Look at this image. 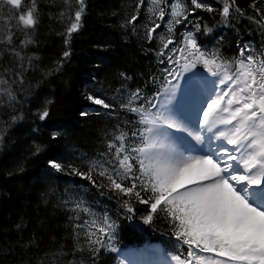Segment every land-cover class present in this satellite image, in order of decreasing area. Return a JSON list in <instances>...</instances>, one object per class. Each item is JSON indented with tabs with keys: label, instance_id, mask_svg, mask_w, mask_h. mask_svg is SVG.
I'll use <instances>...</instances> for the list:
<instances>
[{
	"label": "trees",
	"instance_id": "obj_1",
	"mask_svg": "<svg viewBox=\"0 0 264 264\" xmlns=\"http://www.w3.org/2000/svg\"><path fill=\"white\" fill-rule=\"evenodd\" d=\"M200 2L215 11L192 10L191 0H85L82 26L66 45L60 38L75 22L79 0H35L37 24L29 28L18 21L22 10L0 0L11 19L9 28L0 31V264H113L110 244L102 241L109 238L107 233L118 246L138 245L141 238L147 239L143 231L161 241L174 234L175 222L163 211L146 223L150 205L138 203L135 196H124L112 186L108 174L123 186L130 185L114 174L119 165L115 148L109 145L123 143L126 151L141 145L139 135H131L145 128L139 113L121 105L127 104L137 89L141 97H149L163 87L171 66L167 59L173 54L170 49L183 46V36L193 24L201 26L199 44L208 50L218 49L230 62L239 59L238 44L248 42L257 59H264L260 55L264 52V26L256 22L259 16L252 7L256 4L264 10V0H237L244 15L233 10L227 19L220 15L224 0ZM22 3L28 7L32 0ZM172 6L187 14L188 21L175 24ZM161 9L166 13L162 20ZM134 15L138 19L130 24ZM155 24H159L155 38L146 39ZM12 27L31 31L24 34L33 37L32 44L16 49L18 43H11L12 38L9 41ZM205 28L210 29L207 35ZM34 31L39 33L32 34ZM161 37L165 42L173 40L164 55L159 54ZM94 50L105 57L96 62L95 82L90 80L88 67ZM64 51L71 53L66 60ZM97 93H103L114 109H103L86 99ZM138 101L134 106L140 105ZM14 102H19L18 108L11 107ZM46 102L49 116L39 121L36 113ZM84 112L87 115L81 114ZM53 132L59 133L55 139ZM121 134L123 142L116 139ZM54 142L60 144L54 149L62 154L61 179L47 169L50 160L57 161L58 156L46 154ZM37 146L39 153L35 152ZM69 165L92 179L74 174ZM101 171L106 175H99ZM87 233H94L91 239H99L101 244L90 245ZM175 246L171 252L183 250Z\"/></svg>",
	"mask_w": 264,
	"mask_h": 264
},
{
	"label": "snow or ice",
	"instance_id": "obj_2",
	"mask_svg": "<svg viewBox=\"0 0 264 264\" xmlns=\"http://www.w3.org/2000/svg\"><path fill=\"white\" fill-rule=\"evenodd\" d=\"M7 3L22 10L18 21L25 28L37 24L35 0L28 7H24L22 0H7ZM191 3L192 10L203 8L209 12L215 11L200 0H191ZM79 4L75 22L67 30L69 36L82 26L85 0H79ZM252 7L259 16L256 22L264 26V10L256 4ZM233 10L244 15L240 12L237 0H224L220 15L227 19ZM165 14L161 9V20ZM171 15L175 24L188 21V15L177 11L175 6L171 8ZM137 19L138 15H134L129 23ZM158 27L159 24H155L150 28L146 39H154ZM171 31L169 28V32ZM209 31L210 29L205 28L204 34L207 35ZM200 32V23L193 24L192 30L183 36V46L172 48L170 52H179L185 67L202 63L209 71L216 69L213 75L219 78L224 87L202 99L201 106L193 111L192 123L200 126L201 132L209 133V140L223 143L215 152L184 157L171 151L164 152L168 146L157 139L165 127H180L172 113L183 115L185 98L188 95H200L201 86L194 78L186 79L181 97L171 110L166 107L167 99L158 103L149 101L151 110L143 105L134 106L135 101L142 99L141 92L137 89L131 94L128 103L121 107L139 113V119L145 128L142 132H133L131 135H139L142 138L141 145L130 151L125 150L123 143L119 147L109 145L110 149L115 148L119 165L118 169L113 170L114 174L127 181L130 186L125 187L116 182L112 174H108V179L124 196H135L138 203L150 205V213L145 222L151 221L153 214L158 211H163L166 217H170L175 222V236L189 248V258L193 253L199 258V253L203 252L222 258V264H264V59H257L254 47L248 42L238 44L239 59L230 62L220 55L218 49L208 50L202 47L197 36ZM161 41L159 54L164 55V49H169L173 40L167 39L165 42V38L161 37ZM30 42L26 40L23 43ZM65 44H69V40L66 39ZM70 54V51H64L63 58L68 59ZM260 55L264 57V52ZM167 59L173 63L180 62L174 61L172 55H168ZM232 67H235V71L228 75ZM167 78L179 79L175 71H168ZM213 85L215 86V81ZM175 87L174 84L166 86L165 93L174 94ZM159 96L160 93H157L153 99ZM86 99L103 109L112 110L115 107L107 102L103 93L88 94ZM81 114L87 115L86 112ZM48 116L46 102L43 110L37 111L36 119L45 121ZM15 119L17 118L13 117ZM217 125L225 126L226 131L220 130ZM58 135L59 133L53 132L52 139ZM116 139L123 142L125 136L121 134ZM195 139L203 141L204 137L198 133ZM40 151L37 146L35 152ZM129 161H135V164ZM49 166L56 171H63L64 168L62 163L55 160H50ZM69 167L74 174L92 179L88 173L71 165ZM134 167L136 172H133ZM99 175H106V171H101ZM128 203L129 201H125V207L128 212H132ZM101 231L105 232V229ZM87 235L90 245L101 244L99 239H91L94 233ZM107 235L110 237L111 233ZM93 251L96 249L93 248Z\"/></svg>",
	"mask_w": 264,
	"mask_h": 264
},
{
	"label": "rangeland",
	"instance_id": "obj_3",
	"mask_svg": "<svg viewBox=\"0 0 264 264\" xmlns=\"http://www.w3.org/2000/svg\"><path fill=\"white\" fill-rule=\"evenodd\" d=\"M173 56V59L176 57V60L175 61H180L179 63H174V67H173V70L172 71H175L176 74L178 75L179 79H175V78H172L169 82V85H175V92L174 94L172 95H168L165 93V91L157 98L156 102L155 103H158L164 99H167L168 103L166 105V107L171 110L173 109V106L175 105L176 103V100L179 99L181 97V94H182V88H183V80H184V83H186V79L187 78H194L198 83L200 82V84L203 86L202 84V78L199 77V81L195 78L196 75H202V73L204 72L203 69L205 68L204 64L202 63H197L200 64L202 67L201 69L197 68V66H191L189 65L188 67H185L184 65V62L181 60V54L179 52H175L172 54ZM169 70H171V67L169 68ZM213 81H215V86L213 85ZM209 84V86H208ZM219 78L218 77H214L213 79H210V81H206V85L207 87L209 88H212V87H219ZM193 100V106L194 107H200L201 104H202V100H197L195 99V96H191V95H188L185 100ZM154 111V110H152ZM193 111L194 109H191V108H184V112H183V116L182 115H179L178 113H172V116L173 118L176 120L177 124L179 125V122L182 123L183 125H185L183 122L179 121L178 119L181 117V119L183 121L185 120H191L192 119V114H193ZM179 121V122H178ZM180 130H183V127L180 126L179 127ZM188 133H186L187 135ZM157 139H159L162 143H164L166 146L170 147L171 145V142L169 139H166L164 137H162L161 135L158 134L157 136ZM168 147H166L163 151L164 152H168V151H171L175 154L178 155V153L172 151V150H169L167 149ZM176 149H178L176 147ZM52 177V176H51ZM140 222V221H139ZM140 224H142L140 222ZM143 233H145L143 231ZM157 256V259H153V258H147L146 260L144 261H137L135 260L134 262H129V261H124V264H185V262L182 260V259H175L172 258V257H166V256H163L161 254H156ZM210 257V256H209ZM193 259V258H192ZM207 261L208 264H222V258H219V257H211L210 259H206V260H201L200 262L197 261V263L195 264H203V262ZM186 264H193V263H186Z\"/></svg>",
	"mask_w": 264,
	"mask_h": 264
},
{
	"label": "bare ground",
	"instance_id": "obj_4",
	"mask_svg": "<svg viewBox=\"0 0 264 264\" xmlns=\"http://www.w3.org/2000/svg\"><path fill=\"white\" fill-rule=\"evenodd\" d=\"M4 16H6V18H4ZM10 13L8 10H6V8H4L2 5H0V31L1 30H5L7 28H9V25H10ZM31 31L27 30V29H22L20 27H12L11 28V38L13 39L11 43H18V45L15 47L16 49H24L23 46L24 45H28V44H32V42L34 41L33 37L29 36V35H26L24 33H27V34H30ZM35 32V33H34ZM32 34H37L39 32H36L34 31ZM74 36V33H72L70 36L68 34V31L67 33H63V35L61 36L60 39H62L64 42L65 40H69ZM26 40H29L31 41L30 43H23L24 41ZM25 52V51H23ZM92 56H94V59L91 60L90 62V65L88 67H91V69L89 70L90 72V80L95 82L97 80V74H98V70H99V67L97 66L96 62H103L105 57L102 53V51L100 50H97V52L94 50L93 52H91ZM90 59H91V56H90ZM199 77L200 75H196L195 78L199 81ZM16 79L19 80V76H16ZM51 79V78H50ZM200 84V82H199ZM13 85V84H12ZM201 86V89L203 88V86L200 84ZM13 88L16 89V87L13 85ZM17 90V89H16ZM219 91V90H218ZM203 98H205V96L203 94H200L198 95V98L197 100H202ZM19 103V102H18ZM18 103H13L14 105H11V107L13 109H15L16 107L18 108ZM198 108V107H195V109ZM194 109V110H195ZM35 128H36V123L34 124ZM218 128H220V130H223L224 129V126L223 125H217ZM38 129L40 130V128L38 127ZM53 130H54V127H53ZM215 130V129H214ZM170 132L169 131H166V135H169ZM219 146L221 143H223V141H219ZM176 146H179V145H175V144H172V147H169L170 150H174L175 152H177V149H176ZM184 146V145H183ZM54 148H60V144L57 142H54V145L52 146V148L46 150V154L47 156H50L51 157H55V156H58L56 159H57V162H60L62 163V159H60L62 156V154L60 153L59 150L57 149H54ZM184 157H187V156H184ZM49 171L50 169L53 170L55 172V174L57 176H55L57 179H61V178H64V173L62 171H56L55 169H53L52 167H48L47 168ZM52 171V173L54 174V172ZM51 173V171H50ZM64 197H66L64 195ZM146 218V217H145ZM144 222H145V219H144ZM149 222V221H148ZM146 222V223H148Z\"/></svg>",
	"mask_w": 264,
	"mask_h": 264
}]
</instances>
